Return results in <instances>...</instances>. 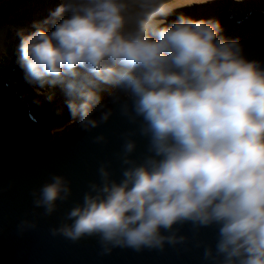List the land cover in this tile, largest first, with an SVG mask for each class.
<instances>
[{
  "label": "clouds",
  "instance_id": "9594fccd",
  "mask_svg": "<svg viewBox=\"0 0 264 264\" xmlns=\"http://www.w3.org/2000/svg\"><path fill=\"white\" fill-rule=\"evenodd\" d=\"M201 2L61 0L30 33L18 31L26 79L59 87L72 122L85 132L107 123L113 109L102 93L114 89L112 103L147 139L138 162L136 132L124 134L121 179L101 164L100 182L89 184L53 236L98 237L101 255L163 252L188 240L178 225H215L214 249L200 245L203 260L264 264V66L221 35L219 20L174 12L219 1ZM173 13L180 15L169 23ZM71 194V182L52 175L32 192L33 205L51 216ZM36 227L19 225L21 233Z\"/></svg>",
  "mask_w": 264,
  "mask_h": 264
},
{
  "label": "water",
  "instance_id": "95a60500",
  "mask_svg": "<svg viewBox=\"0 0 264 264\" xmlns=\"http://www.w3.org/2000/svg\"><path fill=\"white\" fill-rule=\"evenodd\" d=\"M217 3L210 6L214 8L213 16L204 14V19L219 20L221 35L239 40L243 55L264 66V0ZM193 10L180 9L191 14ZM12 79L0 73V264H210L203 260L200 245L208 244L214 249L215 225L199 231L191 224L178 225L179 234L188 240L176 246L166 245L163 252L117 248L110 255H101L98 237L72 242L61 235L53 236L51 229L59 227L67 212L82 203L89 184L100 182L101 164L108 165L113 179H121L124 134L136 132L131 138L137 142L133 159L138 162L147 155V139L139 135L138 125L121 115L119 106L112 103V95L103 101L113 109L107 123L88 132L75 124L49 138L43 132L46 123L37 108L39 103L31 93L26 96V89H14ZM95 115L99 118L100 113ZM98 135H104L106 142L95 143ZM52 175L66 177L72 194L67 201H58L56 212L45 217L42 208H34L32 192L50 182ZM24 220L35 221L37 227L21 233L19 225Z\"/></svg>",
  "mask_w": 264,
  "mask_h": 264
},
{
  "label": "rangeland",
  "instance_id": "374dc122",
  "mask_svg": "<svg viewBox=\"0 0 264 264\" xmlns=\"http://www.w3.org/2000/svg\"><path fill=\"white\" fill-rule=\"evenodd\" d=\"M33 1V0H32ZM32 1H28V3L26 2V0H1L0 2V10H4L3 8H7L5 10L8 11V16L11 18L14 14L15 16V19H16V22H20L21 24L19 26H3V23L0 21V46H2V48L4 47V44L5 43H18V41L20 40V36L18 34V31L20 29H23L25 34H28L30 33L33 28H32V25L34 22L36 21H41L39 18L43 19V17H35L33 18V15H31L30 13L33 11V5H36L34 4ZM55 3H56V6L58 4V0H53ZM172 1H175V0H169V2L171 3ZM196 3H202V2H196ZM189 5V4H188ZM217 5V3H216ZM20 7V8H19ZM37 7L39 8V6L37 5ZM183 7V6H182ZM181 7H177L176 11H180ZM14 11V12H13ZM50 11L48 10V13ZM193 12H195V14L191 15V12H185L187 13V15L193 19H204L205 18V15H202L201 12H207V16L209 17H212L214 14V8L213 7H207V8H202V9H198V7H195ZM178 14L180 15V13H173L172 15H170L167 19H168V22L171 23L173 20L176 19V17L178 16ZM48 16V15H47ZM1 18V17H0ZM27 21H30L27 23ZM15 21H11L10 23H13ZM7 35H9V38L6 37ZM4 50V53H5V61H7L6 63H4L5 61H3L4 57L0 59V69H4V73L5 74H8L9 77L6 76L7 80H11V76L9 75L10 74V70L11 68H14V76L17 75L16 77V80H15V87L18 88L19 86L17 85L19 83V81L24 78L26 79V73H25V70L20 66V64H18V67H16L15 65H13V63L16 64V62L14 61V54L11 52L10 55L7 54V51H8V47L3 49ZM2 56H4V54L2 53ZM7 69V70H6ZM16 72H18V74H15ZM29 83V82H28ZM29 84H32V83H29ZM36 86L39 88V85L36 84ZM36 88V87H35ZM31 89V88H30ZM42 91H33V93L35 92V96H37L36 100L38 101L39 104H44V109L45 110H49V112H52L53 114H49V117H48V123H46L43 127V132H45V129L47 130L46 133L49 132V134L47 135V137L49 138H54L58 135H60L64 130L68 129V128H64V129H58L56 127V129H54V131H52V129L50 131L49 130V127L51 125H53L54 123H57L58 121H65L67 120L66 119H60L62 114L63 113H67L68 112V109L67 111L63 108V106L65 105L64 101L66 99L63 91L59 88V87H55V88H50V87H44L41 89ZM59 94H57V93ZM54 94V99L53 102L51 100V104L50 105H47L43 100V98L46 100L47 99V96L49 94ZM43 96V97H42ZM43 100V102H41V100ZM47 101H49L47 99ZM38 104V106H39ZM57 112V113H55ZM69 113V112H68ZM52 115V116H51ZM60 119V120H59ZM49 126L48 129L45 128V126Z\"/></svg>",
  "mask_w": 264,
  "mask_h": 264
},
{
  "label": "bare ground",
  "instance_id": "6f19581e",
  "mask_svg": "<svg viewBox=\"0 0 264 264\" xmlns=\"http://www.w3.org/2000/svg\"><path fill=\"white\" fill-rule=\"evenodd\" d=\"M28 1L29 0H26L27 3H28ZM30 1H32V0H30ZM218 1L225 2V3H228V4H234V5L236 3H239V2H244V0H218ZM0 2H1V0H0ZM32 2L34 4H36V5H33V11L30 14L33 15V18H35V17H43V19L39 18L42 21L45 18H47L49 16L50 12L52 10H54L61 3V0H58L57 6H56V3L53 0H33ZM194 2H201V0H175V1H172L171 3L172 4H178V5H185V4L194 3ZM37 5L39 6V8L37 7ZM3 9L4 10H0V17H1L0 18V21L3 23V26H11V27H13V26H19L21 24L20 22H16V19H15L14 14H13V16L11 18L8 16V11L5 10L7 8H3ZM48 10L50 11L49 13H48ZM11 21H15V22L10 23ZM28 22H30V21H27V23ZM6 37L9 38V35H7ZM19 44H20V40L18 41V43H11V42L5 43L3 48H2V46H0V59L4 57L3 61H5V56L6 55H5L3 49H5V48L8 47L7 54H10L11 52L14 54V61L16 62V64L13 63V65H15L16 67H18V64H19V62H18V47H19ZM2 53L4 54V56H2ZM6 62L7 61H5L4 63H6ZM3 70L0 69V73L1 74H4V71ZM9 70H10V74L9 75L11 76V78H13L12 79V82H14V85H15L16 82L14 80H16L17 75L14 76V74H13L14 73L13 72L14 71V68H11ZM15 74H18V72H16ZM6 76L9 77L7 74H6ZM14 85H13V87H14V89H16V87ZM17 85L19 86L18 89H26V93H25L26 96L28 94L27 92L31 93V95H33V99L34 100H36L38 97L35 96V92L33 93V91H36V92L42 91L41 90L42 88H40V87L38 88L36 86V83L29 84L28 83V80L27 79H24V78H22ZM27 87L29 88V90H28ZM114 91H115L114 89H108V90L104 91L102 93L103 98L106 97V96L113 95V92ZM57 94H59V93H57ZM43 100L46 101L45 103L47 105H50L53 102V100L51 102V101H47V99L45 100L44 98H43ZM43 100H41V102H43ZM37 108L39 110V113L41 115V119L43 120V122L48 123L49 114H53L52 113L53 111L52 112H49L50 109L49 110L48 109L45 110L44 109V104H39V106H37ZM63 108L67 111V107L65 105L63 106ZM55 113H57V112H55ZM66 118H67V120H65V121H58L57 123H54L50 127L46 125L45 128L48 129V127H49V130L48 131H50L51 129H52V131H54V129H56V127L58 129H61L62 130L64 128H70L73 125L77 124L76 122H72L71 116H70V114L68 112L66 114L63 113L60 119H66ZM46 131L47 130L45 129V133H46ZM47 134H49V132Z\"/></svg>",
  "mask_w": 264,
  "mask_h": 264
},
{
  "label": "trees",
  "instance_id": "16d2710c",
  "mask_svg": "<svg viewBox=\"0 0 264 264\" xmlns=\"http://www.w3.org/2000/svg\"><path fill=\"white\" fill-rule=\"evenodd\" d=\"M10 55V54H9Z\"/></svg>",
  "mask_w": 264,
  "mask_h": 264
}]
</instances>
